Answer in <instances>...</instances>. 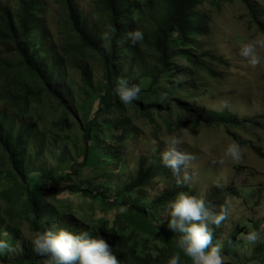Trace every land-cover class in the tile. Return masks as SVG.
<instances>
[{"label": "trees", "instance_id": "16d2710c", "mask_svg": "<svg viewBox=\"0 0 264 264\" xmlns=\"http://www.w3.org/2000/svg\"><path fill=\"white\" fill-rule=\"evenodd\" d=\"M145 1L95 0L97 7L102 8L103 16L108 20L105 28L96 30L91 26L88 16H84L80 10L76 0H62L66 27V44L61 47L64 51L63 59H68L72 64L78 63V78L84 104H95L94 114L81 122L83 151L76 161L73 157L62 155L59 158V173L30 168L27 147L33 133L31 127L23 124L16 131L11 126L4 129L7 117L0 114V149L8 160L13 179L7 188L0 181V197H9L16 206V213H9L7 210L6 217L0 210V234L6 236L4 240L12 249L20 242L22 222L27 224L32 239L38 231L52 226L82 229L78 220L69 213L66 217L61 212V216L54 219L57 214L55 208L43 199L44 193H54L53 196H56L67 191L94 199L109 211H121L122 215H128L131 223L142 225L143 230L140 229L139 234L145 238L160 235V247L151 249L148 245L139 244L132 239L131 235L138 236L133 230L126 234L124 229L109 228L102 221L92 228L83 227L93 233L99 232L113 247L121 264H167L171 255L180 252L175 243L166 242L176 235L167 227L170 218L168 205L178 192H190L191 195L193 192L188 188L176 187L145 202L138 197L133 199L135 193L146 187L150 181L164 175L165 167L162 163L154 161L145 167L142 161L139 162L132 179L116 189L101 184L100 189L95 188V185L80 190L73 189V184L66 186L67 182L80 177L86 170L96 168L101 160L106 165L116 166L122 172L125 169V156L113 146V140L122 144L131 137L130 129L115 118V115L125 109V104L114 92L118 79L127 80L129 85H139V98L130 105L151 122L154 121L155 112L170 129L175 123L182 126H186V123L199 126L201 122L204 125L215 123L238 126L236 117L226 110L216 112L198 109L190 100L194 96L189 90L194 87L185 80L188 75L187 68L179 67L182 60L192 66H202L200 59L206 56L221 64L226 63L210 54H197L199 38L209 32L205 24L195 20V9L202 0H162L161 9L151 15L153 30L150 32L141 29L145 19L142 11ZM244 2L253 10L249 0ZM17 4V11L7 4H0V44L5 45L16 56L18 62L12 68L20 70L22 77L26 78L25 89L22 92H17L18 88L9 91L7 98L27 107L30 102L45 95H56L51 87L52 83H59L55 71L59 69L61 62L58 57L52 62L50 59L54 53L59 55V44L47 43L43 24L44 2L17 0ZM254 18L264 32V24L258 20L256 14ZM135 30L143 33V40L133 44L129 33ZM93 65L102 69V75L98 79L95 77ZM44 136L45 134H36L37 138L42 139ZM253 150L261 157L264 155L258 147L254 146ZM9 192L14 194H4ZM205 204L210 203L206 201ZM164 209L167 211L166 219H158L156 215ZM13 216H17L18 221ZM71 216L75 220L74 224L64 219ZM4 226L6 227L3 228ZM128 229L129 225L125 230ZM235 234L221 246L224 264H264V260H257L264 255V244L257 246L245 263H236L231 258L232 252L237 253V250H233L236 244ZM212 243L217 245V239L214 238ZM9 254L10 252H5L0 255V264H48L47 257L33 251L32 241L24 243L16 257L8 258Z\"/></svg>", "mask_w": 264, "mask_h": 264}, {"label": "rangeland", "instance_id": "374dc122", "mask_svg": "<svg viewBox=\"0 0 264 264\" xmlns=\"http://www.w3.org/2000/svg\"><path fill=\"white\" fill-rule=\"evenodd\" d=\"M42 1L47 43L59 44V55L54 53L50 56L51 62L56 57L61 62V66L55 71L59 83L54 82L51 87L53 94L56 95H45L37 101L30 102L27 107L8 99L9 91L18 88L16 91L22 92L25 89L26 78L22 77L23 73L20 70L12 68L13 64L18 62L16 56L5 45L0 44V114L7 117L4 129L11 126L12 130L16 131L23 124L31 127L33 133L27 147L30 168L59 173V158L62 155L73 157L75 161L82 155L81 122L94 114L95 104L87 102L84 104V95L78 78V63L72 64L67 61L68 59H63L64 51L61 47L66 44V27L62 0ZM218 1L214 3L213 0H202L195 9V20L205 24L209 29V32L198 40L197 54H210L226 63L221 64L206 56L200 59L202 66H192L182 60L179 67L187 68L188 75L185 80L194 87L189 90L194 96L190 100L197 108L216 112L226 110L231 116L236 117L238 126L215 123L204 125L202 122L199 126L190 123L182 126L175 123L170 129L163 124V118L155 112L154 121L151 122L135 107L125 104L124 111L115 115V118L124 122L130 129L131 137L122 144L113 140V146L125 156L124 171L118 170L114 165H106L101 160L96 168L86 170L80 177L67 182L66 186L73 184L72 188L79 190L94 185L100 189V184L120 188L132 179L139 162L142 161L145 167L154 161L161 164L160 154L166 146V141L175 135L181 140L183 149L195 156L186 170L190 180L182 187L188 188L193 195L203 198L205 202L208 201L210 203L208 206L216 211L228 207L227 219L219 227L211 226L213 239H217V245L221 249L223 242L236 233L233 250H237V253L232 252L231 258L236 263H245L253 250L264 244V155L261 157L253 150L254 146L258 147L264 154V49L257 50L260 62L253 67L240 55V48L248 41L264 34L257 19L254 18L256 14L258 20L264 24V0H249L253 10L248 8L244 0ZM76 2L84 16H88L93 28L96 30L105 28L108 20L103 16L102 8L97 7L95 0ZM0 4H7L17 11V0H0ZM161 5L162 0L144 2L142 11L145 19L141 29L148 32L153 30L151 15L158 12ZM92 67L95 69V77L100 78L102 69L97 65ZM36 134L45 136L41 139L37 138ZM233 141L241 147V158L238 161L225 159L223 155L226 146ZM10 168L0 149V181L6 188L13 181ZM176 187L178 186L171 170L164 168V175L150 181L146 187L135 193L133 199L138 197L145 202ZM53 195L54 193H44L43 199L55 208L57 214L54 219L61 216V212L66 217L69 213L78 220L82 228L98 226L102 221L109 228L124 229L126 234L133 230L138 236L131 237L139 244H146L151 249L160 247L159 234L145 238L139 234L140 229L143 230L142 225L131 223L128 215H122L121 211H109L94 199L70 194L67 191L62 195ZM15 209L16 206L9 197H0V210L3 216L6 217L7 210L15 214ZM156 217L165 220L166 209ZM13 219L18 221L17 216H13ZM64 219L70 224L75 222L72 216ZM128 225L129 229L125 230ZM27 228V224L22 222L20 242L13 246L8 258L16 257L23 244L32 241V235ZM249 231L259 233L255 243L246 239ZM5 238L6 236L1 233L0 240ZM176 239L177 234L166 242L176 244ZM180 253L181 264H191L190 259L183 252ZM128 255L130 257L129 253ZM257 260L262 262L264 255L259 256Z\"/></svg>", "mask_w": 264, "mask_h": 264}, {"label": "clouds", "instance_id": "9594fccd", "mask_svg": "<svg viewBox=\"0 0 264 264\" xmlns=\"http://www.w3.org/2000/svg\"><path fill=\"white\" fill-rule=\"evenodd\" d=\"M130 41L135 44L143 40V33L135 30L129 33ZM258 49H264V34L243 44L240 55L246 58L249 64L255 67L260 58ZM114 92L124 104H130L139 98L141 89L139 85H129L127 80L121 78L116 82ZM224 158L238 161L241 158V147L233 141L224 150ZM195 156L184 150L181 140L170 136L166 146L160 154L161 163L171 170L178 187L186 185L190 176L187 168ZM170 209L167 227L177 234L176 247L188 257L191 264H224L223 254L218 245H214L213 228L227 219L228 207L219 211L205 204L203 198L180 191L169 202ZM259 233L249 231L246 239L255 243ZM33 251L48 258V264H121L116 254L105 238L99 232L90 230H73L71 227L45 228L38 231L32 239ZM11 246L0 240V255L11 252ZM167 264H181L180 252L170 256Z\"/></svg>", "mask_w": 264, "mask_h": 264}]
</instances>
